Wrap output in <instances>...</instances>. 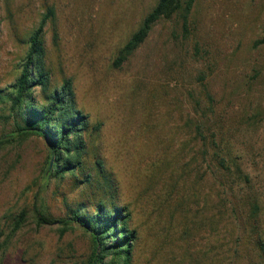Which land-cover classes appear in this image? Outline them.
<instances>
[{"label": "rangeland", "instance_id": "374dc122", "mask_svg": "<svg viewBox=\"0 0 264 264\" xmlns=\"http://www.w3.org/2000/svg\"><path fill=\"white\" fill-rule=\"evenodd\" d=\"M157 1L0 0V137L23 126L10 86L42 19L33 99L69 80L88 123L75 177H44L43 137L0 145V264H85L90 236L60 221L99 204L127 209L130 264H264V0H195L115 66ZM97 161L109 191L84 182Z\"/></svg>", "mask_w": 264, "mask_h": 264}, {"label": "trees", "instance_id": "16d2710c", "mask_svg": "<svg viewBox=\"0 0 264 264\" xmlns=\"http://www.w3.org/2000/svg\"><path fill=\"white\" fill-rule=\"evenodd\" d=\"M195 0H158L153 9L143 19L139 29L119 51L115 66L122 63L147 38L152 26L160 19H170L180 13L182 24L186 27L188 16ZM45 19L28 37V49L20 65V73L10 86L9 100L12 108L23 115V126L16 132L0 137V145L6 144L18 137L36 135L47 141V161L43 170L44 177L61 178L65 175L75 177L83 172L82 156L85 144L82 133L87 128V116L75 108L74 92L69 80H66L58 90H53L46 96L43 104L33 99V87L47 88V75L43 70L42 58L44 48L42 42ZM264 44V37L256 41ZM200 127H196L197 136L202 138ZM204 142V138L201 139ZM204 144V143H203ZM205 145V144H204ZM214 148V147H213ZM214 167L221 176H232V159L229 154L220 155L219 147L214 150ZM93 175H86L85 183L102 182L106 191L112 187L107 178L102 163L97 161ZM100 183V182H99ZM83 207V206H82ZM128 212L125 207L106 208L102 204L87 214L73 210L72 216L62 221V225L74 223L84 229L90 236L91 254L85 264H130L135 232L127 228ZM43 221V219H41ZM259 249L264 257V245ZM108 259V260H107Z\"/></svg>", "mask_w": 264, "mask_h": 264}]
</instances>
